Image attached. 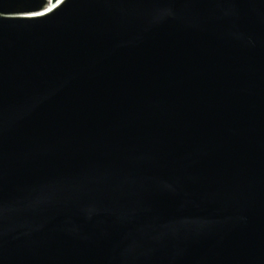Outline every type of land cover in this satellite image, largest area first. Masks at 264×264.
I'll return each instance as SVG.
<instances>
[{
    "label": "water",
    "instance_id": "water-1",
    "mask_svg": "<svg viewBox=\"0 0 264 264\" xmlns=\"http://www.w3.org/2000/svg\"><path fill=\"white\" fill-rule=\"evenodd\" d=\"M47 9L0 0V264H264V0Z\"/></svg>",
    "mask_w": 264,
    "mask_h": 264
},
{
    "label": "bare ground",
    "instance_id": "bare-ground-1",
    "mask_svg": "<svg viewBox=\"0 0 264 264\" xmlns=\"http://www.w3.org/2000/svg\"><path fill=\"white\" fill-rule=\"evenodd\" d=\"M46 1H47V7H48V9H47V10H41V11H38V12H36L35 14H42V13H47V12L51 11V10L54 8V6H56L57 3H58L60 0H58V1H56V2H52L51 0H46Z\"/></svg>",
    "mask_w": 264,
    "mask_h": 264
}]
</instances>
